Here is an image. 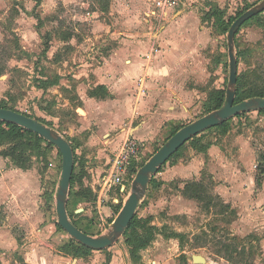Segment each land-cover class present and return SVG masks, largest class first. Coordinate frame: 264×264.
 <instances>
[{
    "label": "rangeland",
    "instance_id": "obj_1",
    "mask_svg": "<svg viewBox=\"0 0 264 264\" xmlns=\"http://www.w3.org/2000/svg\"><path fill=\"white\" fill-rule=\"evenodd\" d=\"M116 1L41 0L36 10L34 0H0V105L42 121L41 123L55 130L67 141L74 142L76 148H79L75 140L78 135H81L82 141L90 144L88 142L96 135L95 128L89 127L78 132L84 126L82 118H85L84 111L88 109L87 102L81 99L88 87L83 84L82 79L74 75L80 70L78 67L83 62L99 64L106 57L107 47H104L96 21L101 16L106 18L110 7ZM152 1L119 0L118 2L122 3L120 9L123 11L132 10L144 15L153 10ZM262 1L199 0L197 2L195 12L204 20L206 33L200 41L202 45L208 44L207 48H209H205L204 52L198 55L204 59L208 69L212 64L215 65L217 60L218 90H227L229 85L228 32L243 13ZM102 12L106 15H102ZM218 18L222 19L223 26H219ZM69 34L76 37L72 40L67 39ZM200 41L197 40L196 44ZM46 45L48 51L44 55ZM235 53L238 78L243 84L245 97L254 90L264 91V12L258 18L244 24L237 32ZM45 82L50 86L45 88ZM210 88V84L204 87L207 91ZM89 92H92V89L87 91V95ZM209 104V102L202 104L200 109L184 123L207 115ZM80 109L83 114L79 113ZM239 118L230 119L227 130L236 128L237 132L253 137L254 144L264 147V115L261 118L254 117L252 121L250 117L246 121H240ZM222 130L224 129H211L206 135L212 136L214 132L220 133ZM175 132L176 130L170 135L173 136ZM2 150L3 148H0V153ZM158 150L155 145H146L141 162L131 163L129 175L125 178L128 187L127 197L131 194L137 168L145 164ZM43 152L45 156L42 155ZM0 160L5 159L0 155ZM31 160L30 173L34 177L32 180L37 196L33 194L29 202H35L37 219L40 216L41 225L48 222L55 224L58 221L56 196L61 179L62 159L57 148L44 146L42 151L32 154ZM177 161L168 162L153 176L148 187L151 193L147 194L148 197H145L137 211L142 222L158 228L159 232L155 240L147 249L134 253L123 237L115 245V249L106 253L105 264H264V244L261 243L264 234L256 232L248 235L240 234L238 216L234 211H229L224 217L216 215L215 209L206 211L204 205L197 201L185 202L179 189L182 181L172 182L161 175ZM203 176L209 192L215 194L211 173L204 171ZM91 179L88 171L84 169L81 181L84 187L90 186ZM19 190L20 200L23 201L21 196L24 191ZM78 190L79 185H75L73 192L71 191L73 201H78L75 196ZM34 196H36L35 201ZM94 196V201L89 204L80 203L81 205L75 206V202L70 203L68 210L74 214L76 208L83 209L78 217L72 219L87 233L100 236L109 231L120 211L117 213V210H114L115 216L110 213L99 215L100 209L95 203L97 195ZM109 202L110 198L103 203L104 206H108ZM202 230L211 231L213 238H208V243L202 242L205 244L202 245L203 247H193L194 236L201 234ZM28 231L30 230L16 229L14 233L24 238ZM174 233L185 235L184 245L172 237ZM226 242L238 247L239 252L245 250V262L241 261L242 255L239 254L232 255L233 260L229 258L227 251L221 248V243ZM194 257H201L203 261L196 262Z\"/></svg>",
    "mask_w": 264,
    "mask_h": 264
},
{
    "label": "crops",
    "instance_id": "obj_2",
    "mask_svg": "<svg viewBox=\"0 0 264 264\" xmlns=\"http://www.w3.org/2000/svg\"><path fill=\"white\" fill-rule=\"evenodd\" d=\"M118 1L112 4L107 15L101 13L106 18L101 16L96 21L107 47L106 57L99 64L83 62L74 75L83 80L88 90L104 87L107 93L105 97H92L91 92L87 95L88 90L84 91L81 99L87 102L88 109L82 118L84 126L78 132L94 127L96 135L92 136L90 144L82 141L81 135L76 136L79 148L73 142L75 173L83 176L85 169L92 182L114 160L128 132L125 125L144 146L160 148L171 137V132L194 122L184 123L202 104L210 103L208 97L219 85L217 60L215 65L210 63L208 69L198 55L205 48L209 49L208 44L202 45L200 41L206 33L204 20L195 12L199 0H185L178 8L162 15L154 5L153 10L144 15L132 10L126 12L120 9L122 3ZM209 84L211 88L207 91L204 87ZM257 116L261 118L262 114L253 112L239 119L246 121L250 117L252 121ZM206 133L198 135L195 144H187L177 163L161 175L172 182L182 181L179 189L188 202L191 199L183 195L186 183H205L204 171L210 172L215 184L214 195L237 214L240 234H264V174L259 169L264 147L254 144L253 137L237 132L236 128L214 132L212 136ZM0 168V264H105L106 253L115 249V245L79 255L76 244L57 228V223L40 224L36 204L29 202L33 194L36 195L30 167L21 169L0 160ZM19 189L24 191L23 201ZM127 191L120 187L114 189L110 204L100 207L101 214L115 216L114 210L122 208ZM150 193L148 189L147 194ZM72 198L70 192L69 206L72 202L75 206L90 203ZM82 211L76 208L74 214L78 217ZM16 229L30 231L20 238L14 233ZM261 243L264 244V236Z\"/></svg>",
    "mask_w": 264,
    "mask_h": 264
},
{
    "label": "water",
    "instance_id": "obj_3",
    "mask_svg": "<svg viewBox=\"0 0 264 264\" xmlns=\"http://www.w3.org/2000/svg\"><path fill=\"white\" fill-rule=\"evenodd\" d=\"M263 12L264 0L243 13L232 24L228 32L227 42L229 49L230 77L224 106L182 127L137 171L132 183L131 194L126 198L119 214L106 234L100 236L88 235L77 228L70 220L67 207L75 170L74 149L70 142L55 130L28 115L12 109L0 108V122L16 125L32 131L52 144L59 151L62 159V168L56 196L57 224L71 239L93 251H103L113 247L123 238L125 231L133 221L146 197L153 176H155L171 157H173L187 142L208 130L223 125L234 117L242 114L264 111V98H253L236 103L238 64L235 53L237 32L246 22ZM80 111L82 110H79V113ZM193 259L196 262L203 261L201 257H194Z\"/></svg>",
    "mask_w": 264,
    "mask_h": 264
},
{
    "label": "trees",
    "instance_id": "obj_4",
    "mask_svg": "<svg viewBox=\"0 0 264 264\" xmlns=\"http://www.w3.org/2000/svg\"><path fill=\"white\" fill-rule=\"evenodd\" d=\"M34 1L36 2L35 8L37 10V8L39 7V5L41 3V0H34ZM259 16L260 15L254 17V18L256 19ZM254 18H252V19H254ZM221 20H222L221 18L217 19L219 26H223L221 23ZM72 36H73V34H69L67 39H71ZM47 51H48V45H46V49L44 50V55L47 53ZM46 82H45V88L47 86H50V84H48ZM242 89H243V84L241 83V80L238 78L237 92H236V103H240V102H243L245 100H249V99H253V98H264V91L263 90L262 91L261 90L251 91L248 93V96L245 97L246 94H245V92H243ZM225 93H226V90H217V91L214 90L212 92V95L210 96V104H209L208 114L215 111V110H218L224 106L225 96H226ZM90 94L92 97H105V96H107V93H106L104 87H98L94 91H92ZM0 108L10 109L9 107L2 106V105H0ZM257 113L264 115V111H258ZM248 114L249 113L242 114V115H239L237 117L246 116ZM38 121H40V120H38ZM40 122H42V121H40ZM227 125H228V121L226 123H224L223 125L216 127L214 129H224L222 131L225 132V131H227V128H228ZM197 137H195L192 140H190L189 142H187L173 157H171V159L168 162H172L174 160H177L181 156L182 151L184 150V148L186 147L187 144H189V143L195 144V142L197 141ZM68 142H70V144L72 145V147L74 149L75 166H76L75 146L72 143V141H68ZM44 146L47 148H55L52 144H50L49 142H47L46 140H44L43 138H41L40 136H38L37 134H35L32 131L26 130V129L21 128V127L16 126V125L0 122V148H3L0 155L5 160L13 163L15 166H17L21 169H28L30 167V164L32 163V160H31L32 154L34 152L42 151ZM58 154L61 157L59 151H58ZM42 155L45 156L44 152ZM260 159L262 162L261 165L259 166L260 173L264 174V153L260 156ZM143 165H140L136 171H138V169H140ZM81 181H82V176L80 174L77 175L75 173V170H74L72 183H71V191L73 192V187L75 185H77V186L79 185V190L75 193L76 198L84 199L87 202L94 201L95 196H94L92 190L89 189L88 187H84V184L81 183ZM183 195L188 199L195 200L198 203H202L204 205V209L208 212H210L212 209H215L217 211L216 215H223L224 217H226L228 215V212L231 211V207L228 204H226L219 196L214 195L213 193L209 192V187L203 181H191V182L186 183L185 188L183 190ZM218 208H220V209H218ZM120 210H121V207L117 210V213ZM68 213H69V217H70V220L72 221V223L77 228H79L78 225L75 223L74 219H72V217L73 218L77 217V215L71 214L69 211H68ZM57 228L59 230H62V228L58 224H57ZM80 230H82V229H80ZM82 231L85 232L84 230H82ZM158 232H159V230L156 226H150L149 224H147V222L146 223L142 222V220L139 218V216L136 213L133 221L131 222L128 229L125 231L123 237L125 238L127 245L129 247H131L132 251L135 253L137 251L147 249L152 244V242L155 240ZM210 232L211 231H208V230H202L201 234L195 235L193 247L198 246L200 248V247H203L202 245H205L202 242L208 243V238H213V237H211ZM85 233L88 234L87 232H85ZM88 235H90V234H88ZM172 237L175 239H178L180 241L181 245H184L185 235L174 233V234H172ZM73 242L77 246V249H76L77 254L88 255V254L93 252V250L88 249V248L80 245L79 243L75 242L74 240H73ZM221 248H224L227 251V253L229 254L228 256L231 260H233V258H231L232 255L239 254V255H242L241 261H244L245 250H241V252H239V250L237 249L238 247H236V246L233 247V245L229 244V242H226L225 244L221 243Z\"/></svg>",
    "mask_w": 264,
    "mask_h": 264
},
{
    "label": "built area",
    "instance_id": "obj_5",
    "mask_svg": "<svg viewBox=\"0 0 264 264\" xmlns=\"http://www.w3.org/2000/svg\"><path fill=\"white\" fill-rule=\"evenodd\" d=\"M185 0H153V5L162 15L165 11L170 9H176ZM128 132L127 135L119 147L114 160L111 165L92 182L90 186L93 192L97 195L96 205L97 208L104 206L111 196V192L114 188H123V191L128 190L125 178L129 175V168L132 162L138 163L142 156L145 154V146L133 137L130 128L125 125ZM128 195V191H127ZM99 215L101 212L99 210ZM102 218V217H100Z\"/></svg>",
    "mask_w": 264,
    "mask_h": 264
},
{
    "label": "bare ground",
    "instance_id": "obj_6",
    "mask_svg": "<svg viewBox=\"0 0 264 264\" xmlns=\"http://www.w3.org/2000/svg\"><path fill=\"white\" fill-rule=\"evenodd\" d=\"M80 113H81V114H83V112H82V111H80Z\"/></svg>",
    "mask_w": 264,
    "mask_h": 264
}]
</instances>
